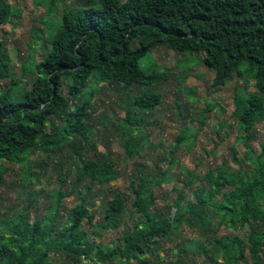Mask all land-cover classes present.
Returning <instances> with one entry per match:
<instances>
[{"label": "trees", "instance_id": "obj_1", "mask_svg": "<svg viewBox=\"0 0 264 264\" xmlns=\"http://www.w3.org/2000/svg\"><path fill=\"white\" fill-rule=\"evenodd\" d=\"M54 1L40 0L47 6L48 47L40 61L24 67L25 75L36 71L31 88L12 79L11 86L0 91V182L7 171L5 163L27 169L32 178L34 172L26 162L35 152L55 155L67 147L80 162L75 184L84 185L83 195L64 221L59 215L69 194L61 188L34 219L30 206H37L36 195L19 213L3 215L0 264H55V257L74 264H142L152 247L171 242L182 226L199 228L202 237L209 238L207 248L196 246L190 253L189 264L202 257L203 264H264V142L258 153L249 144L257 122L264 121V0H98L96 6L63 7L55 22ZM17 14L9 0H0V26L12 23ZM160 45L178 53H202L199 62L213 73L212 86H224L234 76L242 83L234 91L231 116L241 132L238 140L244 154L238 158L231 148L236 170L222 164L204 175L185 171L190 177L184 188L190 189L191 199L174 187L176 197L168 215L153 209L156 188L171 182L167 170L155 166L151 176L130 177L137 223L131 232L121 231L117 248L94 243L90 233L100 237L97 230L117 231L125 221L124 201L117 192L101 205L103 223L92 224L97 214L87 208L95 196L94 186L108 185L117 174L115 163L95 158L99 154L89 124L97 112L92 103L94 87L138 85L141 90L133 96L130 109L152 110L161 103L162 94L147 87L166 75L151 55ZM146 58L152 61L147 63ZM11 63L0 42V80L12 78ZM208 107L211 111L214 106ZM141 118L127 110L120 120L125 158L140 154L134 132ZM202 125L200 121L199 129ZM190 137L194 136L182 131L169 156ZM196 183L200 185L195 187ZM86 227L92 229L90 233ZM222 227L231 235L221 234ZM245 227H249L247 237L233 235ZM187 254L180 250L175 256L179 260V255Z\"/></svg>", "mask_w": 264, "mask_h": 264}, {"label": "rangeland", "instance_id": "obj_2", "mask_svg": "<svg viewBox=\"0 0 264 264\" xmlns=\"http://www.w3.org/2000/svg\"><path fill=\"white\" fill-rule=\"evenodd\" d=\"M9 1L19 17L12 23L0 26V42L4 44L5 50L12 59V78L0 80V91L7 90L11 86L12 79L17 80L20 86L28 83V89L31 88L36 71L25 75L24 67L32 65L33 60L40 61L45 48L48 47L45 41L47 6L40 0ZM53 4L55 22L61 17L63 7L96 6L98 0H55ZM151 55L159 66V71L166 74L159 83L147 87L162 94L161 103L152 110L130 109L133 96L141 90L138 85L123 87L117 84L109 88L106 83H101L94 87L92 103L97 108V112L91 116L89 124L91 137L99 154L95 158L115 163L117 174L116 179L108 185L94 186L92 193L95 196L91 200L90 207L87 208L89 211H96L97 214L92 224L103 223L101 205L108 202L117 192L124 201L125 221L117 231L97 230L100 237L91 234V228L86 227V230L90 233L92 242L100 241L113 248L121 246V231L131 232L139 218L131 208L133 195L129 188L130 177H134L137 173L144 177L151 176L154 174L155 166L161 171L167 170L171 182L167 181L160 188H156L157 201L153 209L155 212L168 215L172 213L170 204L176 197L172 192L174 187L183 189L184 195L191 199L190 189L184 188L190 177L185 171L188 173L196 171L204 175L209 169L222 164L236 170L238 165L232 162L231 148H235L238 158L244 154V146L238 140L241 132L231 116L234 91L237 87H242V83L234 76L224 86H212L213 73L199 62L202 53H178L165 45H160L153 49ZM151 61V58L145 59L147 63ZM89 89L90 87L86 91ZM249 91H253V88L249 87ZM210 105L214 107L211 111H207ZM127 110H131L134 117L139 115L142 117L134 132L135 140L140 145V154H134L129 158H125L124 149L120 146L124 134L120 120L124 118ZM104 118L107 122L101 124L99 121ZM200 121L203 125L199 129ZM223 123L225 124L221 126ZM182 131L194 137H190L170 157L169 153L176 145V139ZM252 136L249 144L254 152L258 153L260 144L264 142L263 120L257 122ZM144 139L147 140L148 145ZM26 163L34 172L32 178L27 175V169L21 170L18 165L4 164L7 171L0 182V219L3 215L19 213L23 207L30 205L29 199L36 195L37 206H30V213L34 219L39 211L46 210L47 204L51 201V194L61 188L63 192L69 194L62 200L63 206L59 215V221H64L69 210L79 202L78 197L83 195L84 185L75 184V172L80 168V162L74 151L68 150L67 147L55 155L37 151ZM199 185L196 183L195 187ZM217 226L216 219L214 228ZM221 234L231 235L225 227L221 228ZM248 234L249 227L233 233L240 238H245ZM208 240V237H202L199 228L189 229L182 226L178 234L172 236L171 242L161 241L158 248L152 247L153 252L141 263L177 264V261H182V264H189L192 259L190 253L196 246L207 248ZM180 250H185L189 254L187 257L179 255L178 260L175 255ZM203 259L204 257L198 259L196 263L203 264ZM53 262L74 264L63 257H55ZM83 264L92 263L85 261ZM129 264L139 263L131 261Z\"/></svg>", "mask_w": 264, "mask_h": 264}]
</instances>
